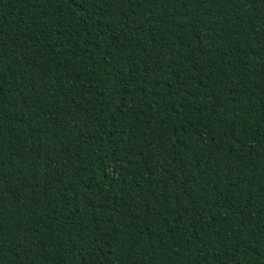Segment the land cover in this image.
Masks as SVG:
<instances>
[{
	"label": "trees",
	"instance_id": "trees-1",
	"mask_svg": "<svg viewBox=\"0 0 264 264\" xmlns=\"http://www.w3.org/2000/svg\"><path fill=\"white\" fill-rule=\"evenodd\" d=\"M0 264H264V0H0Z\"/></svg>",
	"mask_w": 264,
	"mask_h": 264
}]
</instances>
